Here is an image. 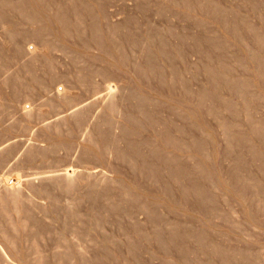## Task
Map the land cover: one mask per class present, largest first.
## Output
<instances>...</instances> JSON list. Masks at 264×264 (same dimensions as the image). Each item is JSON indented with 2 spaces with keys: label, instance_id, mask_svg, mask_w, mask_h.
<instances>
[{
  "label": "rangeland",
  "instance_id": "1",
  "mask_svg": "<svg viewBox=\"0 0 264 264\" xmlns=\"http://www.w3.org/2000/svg\"><path fill=\"white\" fill-rule=\"evenodd\" d=\"M0 264H264V0H0Z\"/></svg>",
  "mask_w": 264,
  "mask_h": 264
},
{
  "label": "bare ground",
  "instance_id": "2",
  "mask_svg": "<svg viewBox=\"0 0 264 264\" xmlns=\"http://www.w3.org/2000/svg\"><path fill=\"white\" fill-rule=\"evenodd\" d=\"M23 2V1H22ZM31 4V3H30ZM20 6V5H19ZM19 8V7H18ZM17 9V8H16ZM34 11V10H33ZM65 15V14H64ZM66 16V15H65ZM67 17V16H66ZM33 18V17H32ZM62 19H64V18H62ZM70 21V20H69ZM66 23V22H65ZM68 25V24H67ZM260 38V37H259ZM260 39H262V38H260ZM148 63H150V62H148ZM152 65V64H151ZM261 73V72H260ZM166 134H168V133H166ZM170 135V134H169ZM167 136V135H166ZM168 137H166V139H167ZM165 139V140H166ZM170 141H172V140H170ZM176 161V160H175ZM158 162V161H157ZM174 163V162H173ZM152 164V163H151ZM154 164V163H153ZM168 168H169V166H168ZM172 172H173V170H172ZM187 173V172H186ZM178 174V173H177ZM175 175V174H174ZM177 176V175H176ZM178 180H179V178H178ZM194 185V184H193ZM194 186H196V185H194ZM188 188V187H187ZM194 187H192V189H193ZM197 189V188H196ZM195 188H194V190H196ZM189 190V189H188ZM192 191V190H191ZM198 191V190H197ZM196 192V191H195ZM184 193V192H183ZM199 193V192H198ZM197 193V194H198ZM202 197H203V195H202ZM201 197V198H202ZM205 198V197H204Z\"/></svg>",
  "mask_w": 264,
  "mask_h": 264
}]
</instances>
